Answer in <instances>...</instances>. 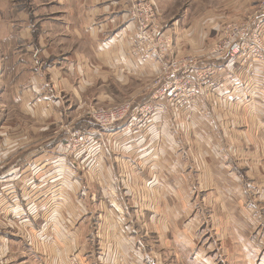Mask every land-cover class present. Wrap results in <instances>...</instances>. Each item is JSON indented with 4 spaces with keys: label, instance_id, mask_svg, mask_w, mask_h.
I'll list each match as a JSON object with an SVG mask.
<instances>
[{
    "label": "crops",
    "instance_id": "crops-1",
    "mask_svg": "<svg viewBox=\"0 0 264 264\" xmlns=\"http://www.w3.org/2000/svg\"><path fill=\"white\" fill-rule=\"evenodd\" d=\"M130 1L39 0L32 20L16 6L7 16L0 10V109L36 124L27 128L32 137L24 120L0 114V264H69L71 255L82 264H118L119 252L126 264L135 255L145 264L150 234L176 264H264V65L240 69L210 58L217 85L209 98L195 97L190 107L162 103L147 125L128 118L98 131L76 121L70 131L93 133V144L65 154L62 94L79 104L75 116L97 79L112 74L127 85L160 71L134 44ZM202 1L221 7L174 24L185 27L191 48L213 44L235 22L223 13L227 5H249L194 2ZM172 28L165 33L175 34ZM179 37L173 47L181 51ZM206 204L216 207L213 215ZM123 228L131 243L121 239ZM230 236L240 261L228 251Z\"/></svg>",
    "mask_w": 264,
    "mask_h": 264
},
{
    "label": "built area",
    "instance_id": "built-area-1",
    "mask_svg": "<svg viewBox=\"0 0 264 264\" xmlns=\"http://www.w3.org/2000/svg\"><path fill=\"white\" fill-rule=\"evenodd\" d=\"M256 14L251 23L227 24L205 58L181 57L171 55V39L156 18L154 3L149 0L132 1L128 15L136 24L134 44L143 53L154 57L160 65L155 87L143 103H130L109 110H90L87 112L89 123L98 131L111 129L128 118H132L135 125H147L162 103L189 106L195 97L209 98L211 90L217 85L216 68L209 62L210 58L249 66L258 61L264 65V0L259 2ZM68 132L69 136L62 145L67 156L72 157L93 144V133L80 130ZM23 227V237L29 243L32 240L30 229L26 225ZM69 260V264H79L75 258Z\"/></svg>",
    "mask_w": 264,
    "mask_h": 264
},
{
    "label": "rangeland",
    "instance_id": "rangeland-1",
    "mask_svg": "<svg viewBox=\"0 0 264 264\" xmlns=\"http://www.w3.org/2000/svg\"><path fill=\"white\" fill-rule=\"evenodd\" d=\"M34 1V2H33ZM39 0H0V10H5L6 12H4V15L7 16L9 13V10H12L13 8H15V6L17 8H22V11H25L28 15L29 18L32 20L33 17V13L34 11V7L32 6V4H37L40 5L38 3ZM41 1V0H40ZM137 0H133V2H135ZM151 2L154 3L155 6V10H156V18L158 19V22L161 23V26L165 28H169L168 30H170V28L174 27V30H176V33H168V37L171 39L170 41V46L169 49L172 51V53L174 55L172 56H181V57H197V58H205L208 55V51L211 49L212 43L208 44L205 43V45L202 47L203 49L199 48H194V47H190L189 44L186 42V38L184 33H182L180 30H182L185 27H181L179 26V29H176L175 21H182L185 19H191L193 17H195L194 15L197 12H202L203 10L209 8L211 10H219L221 7V4H214V2L212 1H202V3H196L194 1L196 0H177V2L175 1H171V0H165L163 2V4L161 2H158V0H149ZM198 1V0H197ZM249 1V5L248 6H243L239 7L238 9H236L234 6H232V4H229L226 6V10L223 11V13H225V16L234 20L231 21H235V22H253L255 19L256 11H257V7L258 4L261 0L257 2H255V4L253 5V7L250 5L255 1V0H248ZM132 0L130 1L131 4ZM200 2V1H199ZM167 6V7H166ZM130 5L128 6L129 9ZM244 9V10H242ZM242 10V11H241ZM244 11V12H243ZM42 12H44V9H42ZM243 12V13H242ZM41 18V17H39ZM16 20H14L15 22ZM41 23L38 24V32L40 33V35L44 36V32L43 30V26H42V22L41 20H39ZM190 21V20H189ZM173 29V28H172ZM35 30H37V28L35 27ZM167 30V29H165ZM164 30V31H165ZM48 33V32H47ZM178 33V34H177ZM176 35H179V39L178 42L181 43L182 46V50L178 51L179 49H174L173 44L176 42ZM60 43V42H57ZM73 45V50H77L80 45L76 40H73L72 42ZM172 45V46H171ZM58 53H61L63 55L58 56V58H64L63 56L65 55L62 51L58 50ZM54 58V57H52ZM56 58V57H55ZM256 64L253 65H242L240 63H237L238 67L241 69V67L244 68H248V67H255L257 68L258 65L263 66L261 63H259L258 61H256ZM109 78L106 81H100L99 79H97L95 82L92 83V85L88 88L87 91H85V93L82 94L81 97V104H84V108H82V111L79 112L77 115L72 116L70 115V112L72 111L73 107L79 105L78 103L75 105V102H73V100H71V96H68L67 94H62L61 95V112L65 115H63L64 117H68V121L67 123H63V125H59V126H64L63 127V131L64 132V136L67 135V132L70 131L71 129H73V124L74 122L77 121L78 124H83L84 121L89 122V117L87 115V112H89L92 109H103V110H109V109H114V107H119V106H126L130 103L132 104H140L143 103L144 100L146 99V97L148 96L149 92L155 87L156 84V78L157 76L150 78V77H141L138 79H132L129 81V84L125 85L123 83H117L116 79L114 76H112V74H108ZM64 98H63V97ZM104 98V99H103ZM191 105V104H190ZM189 105V107H190ZM15 110V109H14ZM12 110L10 108H1L0 109V114L1 115H8V112H11L12 115H14L17 119L21 118L20 114L18 113L17 110ZM191 110H189L190 112ZM191 113V112H190ZM3 117V116H2ZM22 120H24L23 125L25 126V128H33L35 127L36 124H34V122L32 120H30L29 117L26 118H21ZM51 125V129L54 128L53 123L50 124ZM56 128V127H55ZM58 129V128H57ZM55 129V130H57ZM29 130V129H27ZM68 130V131H67ZM29 133L32 134V137H34L33 133L29 130ZM38 133V132H37ZM60 133V132H59ZM58 133V134H59ZM38 135L40 136L41 133H38ZM69 136V135H68ZM67 136V138H68ZM66 138V140H67ZM6 161L2 160V158L0 157V165H3ZM1 174V171H0ZM139 194H141V197L144 196L143 191L139 192ZM140 197V198H141ZM142 199V198H141ZM142 202V200H141ZM216 207H210L206 204V209H207V216L208 213L213 215V210ZM240 221H242L240 219ZM209 223V227L213 226L212 223ZM219 223V224H217ZM217 223H215L214 221V226L218 228L219 225V233L221 231V226H223L225 223L222 221H219V218L217 219ZM240 226H242V224L240 223ZM216 228V229H217ZM127 230H124L123 228V237H121V239L123 238L124 242L129 241L131 243V235L129 232L126 233ZM245 231H249V230H245ZM219 236V235H218ZM116 240L114 241L116 245H118L119 239L115 238ZM130 239V240H129ZM222 240V239H221ZM228 251L232 252L235 256L236 259L238 261H240L239 259V254L236 253V244L235 241L231 238V236L229 237V241H228ZM120 243V242H119ZM218 243V241H217ZM129 244V243H128ZM135 245H138L136 242H134ZM146 245V249L144 247V257H146L145 260V264H156L157 261L156 259H159L161 257V262L162 264H176L175 263V258H173L172 256H169V252L167 251V253L165 254L166 251L160 249L158 247L157 241H156V237L153 235H147V239L145 242ZM152 252L156 253L155 255H153L154 257H156V259L154 257H152ZM95 253H97V255L99 256V251L95 250ZM159 255V257H158ZM71 258H75L73 255L70 256ZM119 261L118 264H126V262L124 261V259L122 258V254L119 255L118 257ZM132 264H142L138 257L132 256ZM134 258H137L135 261H133ZM0 260H2V258H0ZM78 260V259H77ZM79 264H82L79 260H78ZM95 264H98V262L96 261ZM101 264V263H100ZM104 264V263H102Z\"/></svg>",
    "mask_w": 264,
    "mask_h": 264
}]
</instances>
